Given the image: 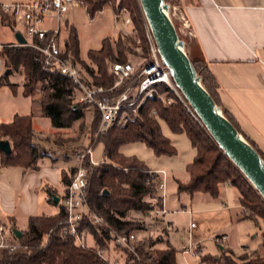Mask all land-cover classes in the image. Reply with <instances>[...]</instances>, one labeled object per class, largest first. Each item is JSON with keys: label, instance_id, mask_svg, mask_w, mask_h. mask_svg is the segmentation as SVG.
I'll use <instances>...</instances> for the list:
<instances>
[{"label": "trees", "instance_id": "obj_1", "mask_svg": "<svg viewBox=\"0 0 264 264\" xmlns=\"http://www.w3.org/2000/svg\"><path fill=\"white\" fill-rule=\"evenodd\" d=\"M125 1L121 6L125 5L131 11L132 29L141 42L143 58L147 59L148 43L137 1ZM165 2L170 6H180V0H165ZM102 6L103 0H99L95 4L90 3L88 6L89 17H92L93 13L100 10ZM0 27L10 31L13 36L15 30L13 20L0 15ZM134 43L132 39L124 38L122 35L118 36L114 42L103 39L97 50L87 52L86 57L90 66L79 59L75 31L69 27L64 53L73 57L93 86L108 89L114 83L110 67L114 63L128 62L126 56L132 50L127 44L135 45ZM0 55L4 59L5 67V71L0 77V86L7 83L6 78L10 74L21 75L22 95L30 99L33 108L35 102L31 96L36 89H39L41 97L36 110L40 117L49 120L51 127L69 128L74 122L83 118L84 107L76 101L73 102L75 92L71 82L57 71H43L37 52L30 48L7 46L0 51ZM190 60L201 78L203 87L216 104L222 108L217 93L219 84L208 65L202 60L192 58ZM129 86H136V83L129 81L101 96H118ZM157 91L159 95L172 97L173 103L167 106L160 97L148 100L139 109V115L123 128L113 124L104 132L98 133L100 118L99 114L93 111L91 143L93 145L101 144L103 161L92 165L86 158L82 163V166L89 170L85 202L89 211L102 218L104 224L93 225L83 219L78 227V230L85 229L92 245L80 248L76 246L73 238L63 234L65 214L60 205L54 216L29 217L27 230L17 240L20 249L10 254L1 251L0 264H105L96 255V251L109 249L112 231L118 234H128L145 229L143 223L130 222L125 218L130 212L148 213L161 207L157 191L161 177L150 174V170L143 162L136 157H125L119 150L128 144L142 143L156 157L175 156L176 149L161 132V122L167 126L171 133H184L196 152L193 162L185 169L189 180L185 184L178 183V193H187L190 196L202 193L217 199L220 195V187L227 184L237 190L238 204L243 213L248 211L251 213V216L245 218L256 223V220L260 218L264 223V201L257 192L222 154L206 130L190 116L169 89L160 85L157 86ZM152 111L155 112V117L150 115ZM32 116L33 113L28 116L14 115L9 123L0 124V140L7 141L10 146V154L7 157L2 156L0 160L1 166L32 170L36 168V161L45 156L44 151L40 150L33 142ZM224 116L264 159L262 153L241 133L234 119L226 111ZM94 135H96L95 139ZM70 178L71 175L61 177L65 186L69 183ZM2 224L7 226L10 232L13 229L6 223ZM162 240L161 234L158 237L149 235L147 240H143L137 245L135 253L123 252L124 256L122 257L125 264H176L174 248L171 246L161 249L157 247ZM114 253L117 251L115 250ZM197 253L200 255L199 252ZM207 262L213 264H264V235L258 249L250 253L244 252L235 256L233 252L223 248L218 257L209 255L200 257V263Z\"/></svg>", "mask_w": 264, "mask_h": 264}, {"label": "crops", "instance_id": "obj_2", "mask_svg": "<svg viewBox=\"0 0 264 264\" xmlns=\"http://www.w3.org/2000/svg\"><path fill=\"white\" fill-rule=\"evenodd\" d=\"M179 9L181 16L188 20L190 26L192 44L187 45L189 57L194 59L192 54L194 53L195 56L196 53L197 58L208 65L219 84L217 93L222 108L234 119L241 133L264 156V0H180ZM14 40L13 36L8 42ZM20 95L27 102L29 111L27 114L22 113L17 116H28L32 111L34 112L35 108H33L30 99L22 95L21 88ZM75 96L77 95L75 94ZM37 116L40 117L39 114L35 115V117ZM162 125L166 127V132H162ZM160 128L162 134L170 140L176 149L177 154L173 157H156L153 155L156 161L155 165L151 160L137 159L152 172H164L167 183L168 172L180 171V168L185 171L186 167L193 162L196 152L191 147L189 140H186L188 143L186 146L181 144L180 147V141L177 139L179 137L185 138L184 133H171L162 122ZM51 130L60 129L51 127ZM32 131L33 136L35 133H41L34 129ZM139 144L133 143L122 146L119 152L125 157H134L131 150L134 147L139 148L140 146H136ZM96 145L102 150L101 144ZM96 145H93L92 148ZM151 153L153 154L152 151ZM2 156L3 154L0 152V160ZM102 161L101 152V160L98 162L101 163ZM69 170L70 165L65 159L60 160L49 155L38 159L36 168L32 170L0 165V223H6L22 233L27 230L29 217L56 215L65 189L61 177L67 176ZM186 175L187 181L185 182L174 178L176 190L178 183L185 184L188 182L189 176L187 173ZM178 194H186L190 197L189 211H191V215L189 217L191 222L195 224L191 231L197 229L194 217L199 219L202 218V215L212 211L223 213L230 226L234 225L233 222L240 223L248 220L242 217L237 190L229 185L225 184L220 187V195L217 199L202 193L193 196L187 193ZM51 196L58 198L57 204L51 201ZM182 209L186 208L182 206ZM231 210L236 211L231 213ZM130 213H134L130 214L131 218L137 217L136 214H141V212ZM142 215V222L148 228V235H153L159 228L156 225L153 228L148 224L147 220L152 219L150 214ZM21 219L25 223L24 229L17 227V224L21 223ZM164 221L174 227L173 222L166 219V215ZM150 223H153L152 220ZM173 231L169 232L167 239L162 240L157 247L161 249L171 246L176 250V264H191L183 256L186 247L183 246L181 250H178L173 246L170 236ZM222 235L227 237L226 234L215 237ZM192 236H194L196 248L201 254V247L197 239L200 236L198 234ZM214 239L220 251L223 248L230 250L228 237L221 244L216 242V238ZM180 240L182 241L183 238L180 237ZM247 251L249 250H244L242 253ZM198 264L203 263L198 262Z\"/></svg>", "mask_w": 264, "mask_h": 264}, {"label": "built area", "instance_id": "obj_3", "mask_svg": "<svg viewBox=\"0 0 264 264\" xmlns=\"http://www.w3.org/2000/svg\"><path fill=\"white\" fill-rule=\"evenodd\" d=\"M97 1L99 0H23L6 3L0 2V15L15 22L13 36L15 33H18L24 40L21 44H18L15 40L13 42L0 43V51L4 47L9 46L30 48L37 52L40 56L41 69L47 72L57 71L61 76L68 79L77 95V102L83 105L84 110L96 111L99 114L98 133L104 132L113 124L121 128L125 127L139 115V109L148 100L160 97L167 106L171 105L173 103L172 97L159 95L157 86L160 85L166 86L190 116L200 124L197 116L175 87L165 66L162 64L142 12L141 16L145 38L148 43V58L144 59L142 66L136 67L131 62L114 63L110 67V74L114 76V83L108 89L93 86L90 82L86 81L79 64L69 54L64 53L66 38L62 37L61 25L65 23L64 15L73 8H81L91 20L95 14L102 11L101 9L96 10L93 16L89 17L88 6L90 3L95 4ZM115 7L116 11L112 12L114 22L116 24L120 23L125 31L129 27L132 28L133 22L130 12L125 7H120L119 0H117ZM48 20H53L55 26L52 28L44 27V22ZM181 21L183 28H190L186 18L181 17ZM188 34L191 35V32L189 31ZM2 72L3 59L0 55V77ZM129 81L135 82L136 86L127 87L124 92L115 97L101 96L112 92ZM153 114L155 116V112ZM90 155V147L76 152V166L61 197V206L65 214L62 232L73 238L76 246L80 248L88 247L85 243V237L87 235L85 229L78 230L80 222L86 219L93 225L104 224L102 218L95 216L89 211L85 202V190L89 172L88 169L82 166V163L87 158L89 163L92 164ZM149 173L161 177L157 188L161 207L152 210L149 214L153 219V224L159 229L171 232L174 230L173 225L164 221L167 213L164 208L166 175L164 172L156 173L150 171ZM182 211L191 215V211L189 210L183 209ZM194 227L195 224L191 222L189 226V242L184 250L185 253L192 255H196L194 249L195 243L190 232ZM148 237V228L146 225L145 229L133 231L128 234H118L112 231V241H110V247L112 248L105 251L97 250L96 255L105 264H125L122 257L124 256L123 252L135 253L137 245L141 241L147 240ZM226 240L227 237L225 235L216 237V242L219 244ZM18 249H20L19 244L9 228L0 223V251L10 254ZM115 250L117 253H114Z\"/></svg>", "mask_w": 264, "mask_h": 264}, {"label": "rangeland", "instance_id": "obj_4", "mask_svg": "<svg viewBox=\"0 0 264 264\" xmlns=\"http://www.w3.org/2000/svg\"><path fill=\"white\" fill-rule=\"evenodd\" d=\"M13 1L23 0H0L1 3ZM123 1L125 0H119L120 7H122L121 4ZM136 1L141 15L138 0ZM116 3L117 0H103V6L101 7L102 11L98 14H95L91 20L86 16L85 12L81 8L70 9L64 15L65 23L61 25L62 37H67L69 27L74 29L77 40L79 59L81 61L86 62L87 64H89L86 57L87 52L90 50H97L100 47V43L103 39H108L110 42H114L120 35H122L124 38L128 37L135 42V45L127 44V46H129V48L132 50L130 54H127V60L136 67H140L144 63V54L141 50V42L135 36L136 33L134 31L130 32L132 28L129 27L125 31L120 23L116 24L114 22L112 12L116 11ZM124 7L130 12L131 16V11L129 10V8L125 5ZM169 15L171 20L173 21V24L178 32L180 39L183 40L185 43V52L188 55L187 45L190 46L192 44V39L191 35L188 34L189 29H185L182 26L181 17L183 16H181L180 14L179 6H170ZM53 26H55V22L53 20H48L47 22H44V27L52 28ZM12 37L13 36L11 35L10 31L3 27H0V43H8V41H10ZM192 56L194 57V60H199L196 56V53L195 56L194 53L192 54ZM4 71L5 67L3 65V72ZM84 78L87 82H90L89 78L85 74ZM6 81L7 83L0 86V124L9 123L12 120L13 115H21L22 113L27 114L29 111L26 105L27 102L20 95L22 76L19 74L12 73L7 76ZM40 97L41 95L39 89H36L34 91V94L31 96V98L35 102V109L34 112L32 111L33 117L31 119L32 129L36 130L37 132H41L35 133V135L33 136L34 144L40 150L44 151L45 155L47 156H55L60 160L65 159L70 165V172L68 173V175H72L76 166V152L82 151L86 147L91 148V162L98 164V161L101 160L102 150L101 147H99L98 145L92 148L93 144L91 143V126L92 121L94 119L93 111L83 110L84 115L81 120L74 122L69 128L52 131L49 121L46 118H41L38 116L35 117V115H38L36 108ZM76 97L77 96L73 97V102L77 101ZM153 112L154 111H152L150 115L152 117H155ZM222 113L223 115L225 113L223 109ZM161 128L162 132H166V127L162 125ZM185 138L179 137L177 139L180 141V147L181 144L184 146L188 144L186 141L188 139ZM136 146L140 147L132 148L131 153L133 154V156L136 158L148 159L149 161L151 160L154 162L155 165L156 161L153 156L154 154L151 153L150 149H148L142 143ZM175 166L177 168V163L175 164ZM168 173L169 176L166 183V198L164 200V208L167 211L166 219L170 222H173L175 227L173 233L170 235L172 244L176 249L181 250L183 246H188V236L190 230L189 226L191 224L189 214L182 211V206H184L186 210H189L190 197H188L186 194H178L175 188L174 178L179 179L181 182H185L187 181V175L186 172L182 170V168H180V171L173 170L172 172ZM234 211L236 210H231V213ZM130 214L132 215L134 213H128L125 220L137 223L140 222L146 225L144 222H142V214H149V212H141V214H136L137 217L133 218L130 217ZM249 215L251 216V213L249 211L244 214L242 210L243 218ZM151 220L153 219L150 218L149 220H147V222L154 228L155 224L150 223ZM256 221L257 223L251 220H244L240 223L233 222L234 225L230 226L228 224L227 217L223 213L213 211L211 213L209 212L208 214L202 215V218L199 219L197 217H194V222L197 224V229H194L193 231H191V233L192 235L198 234L200 236L197 239L199 240V244L201 247V254L199 250H197L195 245V254L199 252L200 255H192L190 253L184 252L183 256L191 264H198V262H200V257L205 255L218 257L220 255V250L218 245L215 244L214 238H216L215 236L220 234L227 235L229 248L235 256L242 254L244 250H249L247 251V253H250L252 252L250 250L254 251L258 249L259 245L262 242V236L264 235L263 221L260 218H258ZM17 227L18 229H24V220L21 219V223H18ZM168 233V231L157 229L152 236L158 237L161 234L163 240H166ZM180 237L183 238L182 241L180 240ZM192 239L195 243L194 236H192ZM85 243L87 246L92 245V241L88 235H86L85 237ZM226 250L230 251L228 249ZM205 264L213 263L207 262Z\"/></svg>", "mask_w": 264, "mask_h": 264}, {"label": "water", "instance_id": "obj_5", "mask_svg": "<svg viewBox=\"0 0 264 264\" xmlns=\"http://www.w3.org/2000/svg\"><path fill=\"white\" fill-rule=\"evenodd\" d=\"M138 2L161 62L175 87L222 154L264 201V159L223 115L221 107L203 87L201 78L185 52V43L180 39L170 18L169 4L165 0H138ZM14 39L18 44L24 42L18 33L14 34ZM0 152L4 157L10 154L7 141L0 140ZM51 201L57 204L58 198L51 196ZM11 233L16 240L22 235L16 229H12Z\"/></svg>", "mask_w": 264, "mask_h": 264}]
</instances>
